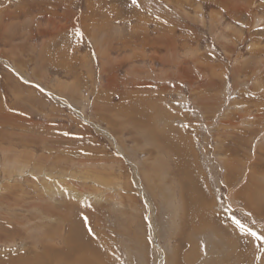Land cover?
Segmentation results:
<instances>
[{"label":"rangeland","instance_id":"1","mask_svg":"<svg viewBox=\"0 0 264 264\" xmlns=\"http://www.w3.org/2000/svg\"><path fill=\"white\" fill-rule=\"evenodd\" d=\"M248 228L264 235V0H0V264H76L71 231L106 264H264Z\"/></svg>","mask_w":264,"mask_h":264},{"label":"bare ground","instance_id":"2","mask_svg":"<svg viewBox=\"0 0 264 264\" xmlns=\"http://www.w3.org/2000/svg\"><path fill=\"white\" fill-rule=\"evenodd\" d=\"M239 19V18H238ZM70 64V63H69ZM222 68V67H221ZM140 121V120H139ZM143 122V121H142ZM150 125V124H149ZM64 136V135H63ZM185 136V135H184ZM181 139H182V137H180ZM163 140V139H162ZM164 141L166 142V139H164ZM184 141V140H183ZM183 141H178V140H173V143H171L170 145H169V148H170V150H172V154H174L175 155V157L176 158H178V159H180V163H181V161H182V157L184 156V153H186V150H189V149H186L185 147H184V145H185V143H184V145L182 144L183 143ZM165 144V143H164ZM165 145H167V144H165ZM190 146V145H189ZM167 147H168V145H167ZM181 153H183V156H182V154ZM185 160V159H184ZM178 161V160H177ZM179 163V164H180ZM184 163V161L182 162V164ZM185 163H187V162H185ZM182 164H181V166H182ZM185 165V164H184ZM187 165V164H186ZM184 166H182V168H183ZM186 167H188V166H186ZM186 170V169H185ZM180 172H181V170H180ZM187 174H188V172H187ZM198 174V173H197ZM38 177V176H37ZM190 182H189V180H188V183H190L191 185H192V183L194 182V180H195V182H197L196 181V179H194V174H193V172H192V175H190ZM16 180V179H15ZM184 183V182H183ZM187 183V184H188ZM185 184V183H184ZM36 185V184H35ZM83 185V184H82ZM86 185V184H85ZM190 185V186H191ZM6 187V186H5ZM84 187V186H83ZM86 187V186H85ZM196 185H195V189H196ZM38 188V187H37ZM62 188V187H61ZM14 189V188H13ZM70 191H73V193L78 197V199L79 198H82V199H84V201L85 200H88L89 198H92V197H99V195H101L100 193L102 192H99V193H93V194H91L92 192L91 191H82V190H70ZM205 192V191H204ZM13 193V192H12ZM185 193V192H184ZM15 194V193H14ZM197 191H194V194H189V197H190V201L188 202L189 203V207L187 208V210H188V215H189V212H191L192 211V209L193 210H195V214H196V218H201L203 215H204V206H206V205H204L205 204V200L204 199H207L206 198V196L203 198V199H201V198H199V195L197 196ZM64 195V194H63ZM205 195H206V192H205ZM67 196V194H65V197ZM186 196H187V194H186ZM52 197H53V195H52ZM74 197V196H73ZM196 197H198V198H196ZM62 198V197H61ZM71 198V197H70ZM76 198V197H75ZM59 199V198H58ZM188 199V198H187ZM52 200V199H51ZM188 203H186V204H188ZM49 207V206H48ZM192 208V209H191ZM15 209V208H14ZM39 210V209H38ZM208 211L210 212V210H209V206H208ZM64 213V212H63ZM55 214H56V212H55ZM207 214V213H206ZM5 215V214H4ZM191 216V215H190ZM203 217H205V216H203ZM201 219H203V218H201ZM201 219H199V220H201ZM198 220V221H199ZM191 221V220H190ZM48 222V221H47ZM80 224V223H79ZM83 224V223H82ZM204 225V224H203ZM4 226V225H3ZM193 226H194V224H193ZM80 227V226H79ZM75 228V227H74ZM77 228V227H76ZM13 229V228H12ZM11 229V230H12ZM78 229V228H77ZM83 229V228H82ZM15 231V230H14ZM72 232V231H71ZM71 232L69 233V235H68V237L66 236V237H64V238H69V239H66L67 240V242H66V248L65 247H63L62 248V256L60 257V259L61 260H63L64 262H66V263H76V264H106V260L108 259V257L106 256L107 255V252H110V247L109 246H107L106 247V250H105V248H104V246L100 243V244H98L99 245V247L97 248V246H95V244H92L93 245V247H86V248H88V249H86L84 246L83 247H81L83 244H82V238H81V236H80V238H79V240L80 241H82L81 242V245H80V241L77 239V240H75L76 241V243H75V241H73V237L74 236H76L77 237V235H72L71 234ZM87 232V231H86ZM85 232V234H84V232L82 233V234H84V236H86L88 233H86ZM190 232V231H189ZM49 233V232H48ZM62 233V232H61ZM76 234H79V233H76ZM63 235V234H62ZM58 236V235H57ZM84 236H83V238H84ZM100 237V236H99ZM92 239V238H91ZM87 240H89V237L87 238ZM86 240V241H87ZM94 240V242H95V239H93ZM93 240H91L92 242H93ZM84 241H85V239H84ZM90 241V240H89ZM99 241L100 242H103V243H107L108 242V239H104V237L100 240L99 239ZM42 242V241H41ZM77 242H79L78 244L80 245H78L77 244ZM91 242V243H92ZM93 242V243H94ZM83 243H85V242H83ZM50 244H52V243H50ZM64 244V243H63ZM89 244H90V242H89ZM47 245V244H46ZM85 245V244H84ZM88 246V245H87ZM240 246V245H239ZM46 247V246H45ZM48 247V246H47ZM238 247V246H237ZM238 249H240L239 247H238ZM44 250V249H43ZM216 250V249H215ZM233 250V249H232ZM106 251V252H105ZM241 251V250H240ZM235 252H236V250H235ZM74 254H77V255H74ZM96 256H95V255ZM49 255H51V254H49ZM27 256V255H26ZM222 256V255H221ZM25 257V256H24ZM49 257V256H48ZM47 257V258H48ZM51 257V256H50ZM179 257V256H178ZM219 257V256H218ZM59 259V258H58ZM233 260V259H232ZM179 261V260H178ZM181 261V260H180ZM179 261V262H180ZM219 261V260H218ZM42 264V263H41ZM181 264H182V262H181ZM234 264V263H233Z\"/></svg>","mask_w":264,"mask_h":264},{"label":"snow or ice","instance_id":"3","mask_svg":"<svg viewBox=\"0 0 264 264\" xmlns=\"http://www.w3.org/2000/svg\"><path fill=\"white\" fill-rule=\"evenodd\" d=\"M136 2H137V0H133V3H136ZM37 87H39V86L37 85ZM237 223L239 224L240 222L237 221ZM241 228L243 229L244 225H241ZM246 231L248 232V234L250 236L255 237L256 240L264 241V235H261V234L255 232V231H253L251 228L246 229Z\"/></svg>","mask_w":264,"mask_h":264},{"label":"crops","instance_id":"4","mask_svg":"<svg viewBox=\"0 0 264 264\" xmlns=\"http://www.w3.org/2000/svg\"><path fill=\"white\" fill-rule=\"evenodd\" d=\"M184 183L187 184L186 181H184ZM193 184H194V183H193ZM187 185H188V184H187ZM191 189H193V188H191ZM193 190H194V189H193ZM191 194H192V192H191ZM185 213L188 214V210H185Z\"/></svg>","mask_w":264,"mask_h":264}]
</instances>
